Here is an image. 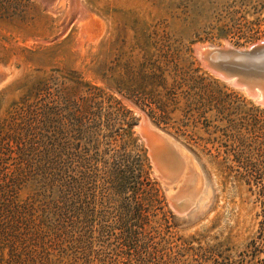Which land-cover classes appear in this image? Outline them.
<instances>
[{"label": "rangeland", "instance_id": "obj_1", "mask_svg": "<svg viewBox=\"0 0 264 264\" xmlns=\"http://www.w3.org/2000/svg\"><path fill=\"white\" fill-rule=\"evenodd\" d=\"M229 9L235 11L233 19L224 17ZM167 38L218 80L237 116L251 120L257 115L264 123L259 99L207 70L193 52L197 43L247 47L264 39V0H0V121L14 102L51 75L104 87L137 117L134 136L147 150L149 177L158 194L151 219L162 221L171 240L202 248L207 264H236L258 234L263 203L255 182L241 174L245 167L232 152L223 108L205 116L194 110L188 119L184 100H172L162 85L163 67L166 84L173 81L172 64L161 48ZM144 120L188 156L173 185L164 183L151 161L141 135ZM180 190L197 193L185 214L171 204ZM113 206L100 211L111 216L120 210L126 216L138 208Z\"/></svg>", "mask_w": 264, "mask_h": 264}, {"label": "trees", "instance_id": "obj_2", "mask_svg": "<svg viewBox=\"0 0 264 264\" xmlns=\"http://www.w3.org/2000/svg\"><path fill=\"white\" fill-rule=\"evenodd\" d=\"M169 41L161 48L173 81L166 84L163 67L162 85L184 100L188 119L223 108L232 152L257 185L264 216L262 119L237 116L218 80ZM136 123L104 87L71 75H51L12 104L0 121V264H207L202 248L171 240L151 219L158 194ZM114 203L138 208L100 211ZM248 246L236 264H264V218Z\"/></svg>", "mask_w": 264, "mask_h": 264}, {"label": "water", "instance_id": "obj_3", "mask_svg": "<svg viewBox=\"0 0 264 264\" xmlns=\"http://www.w3.org/2000/svg\"><path fill=\"white\" fill-rule=\"evenodd\" d=\"M193 52L207 70L249 96L258 98L264 105V39L247 47H236L228 42L224 45L197 43ZM140 125L155 169L165 184L173 185L186 167L188 156L182 153L181 146L174 139L151 126L147 120ZM196 199L197 194L180 190L171 204L178 213L185 214L195 205Z\"/></svg>", "mask_w": 264, "mask_h": 264}, {"label": "bare ground", "instance_id": "obj_4", "mask_svg": "<svg viewBox=\"0 0 264 264\" xmlns=\"http://www.w3.org/2000/svg\"><path fill=\"white\" fill-rule=\"evenodd\" d=\"M142 128V127H141ZM183 172V171H182ZM194 192V191H193ZM197 194V193H196ZM199 195V194H198Z\"/></svg>", "mask_w": 264, "mask_h": 264}]
</instances>
